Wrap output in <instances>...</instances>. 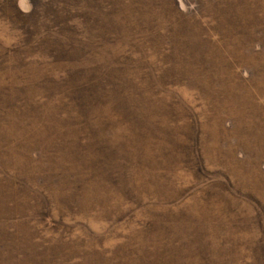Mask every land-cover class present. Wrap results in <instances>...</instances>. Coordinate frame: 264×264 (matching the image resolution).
<instances>
[{
  "label": "rangeland",
  "instance_id": "rangeland-1",
  "mask_svg": "<svg viewBox=\"0 0 264 264\" xmlns=\"http://www.w3.org/2000/svg\"><path fill=\"white\" fill-rule=\"evenodd\" d=\"M0 264H264V0H0Z\"/></svg>",
  "mask_w": 264,
  "mask_h": 264
}]
</instances>
